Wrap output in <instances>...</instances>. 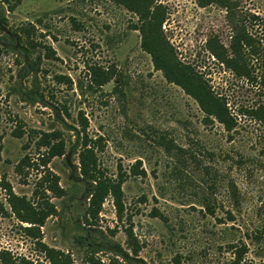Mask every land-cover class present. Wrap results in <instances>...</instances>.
<instances>
[{
  "label": "rangeland",
  "instance_id": "obj_1",
  "mask_svg": "<svg viewBox=\"0 0 264 264\" xmlns=\"http://www.w3.org/2000/svg\"><path fill=\"white\" fill-rule=\"evenodd\" d=\"M9 1L14 6L0 0L7 19L0 25V179L35 201L44 150L36 140L41 132L58 131L65 153L47 167L64 189L76 183L63 196L49 194L57 214L33 228L41 240L69 253L73 264H85L91 249L95 264H107L121 253L112 244L132 255L124 232L130 227L145 264H264V121L255 110L264 106V0H238L237 7L259 17L245 23L260 51L249 60L256 83L235 76L207 50L213 35L228 47L232 30L224 7L156 0L166 7L164 39L225 98L230 130L206 119L194 98L155 69L135 29L139 20L123 5ZM97 67L113 74L100 86L92 77ZM84 127L99 139L94 145L102 172L126 175L121 219L111 196L96 218L83 219L88 182L76 167ZM25 154L36 164L18 173L15 165ZM28 226L12 214L0 187V250L49 264Z\"/></svg>",
  "mask_w": 264,
  "mask_h": 264
},
{
  "label": "trees",
  "instance_id": "obj_2",
  "mask_svg": "<svg viewBox=\"0 0 264 264\" xmlns=\"http://www.w3.org/2000/svg\"><path fill=\"white\" fill-rule=\"evenodd\" d=\"M8 6L12 7L9 0H2ZM19 1V0H17ZM114 3L123 5L127 10L133 12L139 24L135 29L139 30L141 34V47L144 51L150 54L153 66L157 70H161L163 76L167 81L180 86L185 93L194 98L204 113L206 119L214 118L222 123L227 130L233 127V118L226 106L225 98L214 92L208 81L204 76L194 69L190 64L179 61L172 47L164 39L162 34V23L166 18V7L157 3L156 0H111ZM198 5L206 6L213 2L222 6L226 10V20L231 26L232 33L228 47H225L217 36L213 35L207 40V50L219 63H222L235 76L243 77L247 82L256 83L257 74H255L254 67L249 62L250 58L259 54L256 46V39L248 33L245 28V23H253L259 19L258 15L250 12L240 13L238 10V0H196ZM6 17L0 13V25H6ZM19 40V35L13 34ZM12 36V35H11ZM28 43L31 40L27 41ZM32 45L36 43L31 42ZM50 48V47H48ZM51 50V49H50ZM2 48L0 47V54ZM34 66V65H33ZM34 69V67H33ZM92 70V77L97 85L105 84L112 77V73L108 71H101L99 67ZM259 83L264 88V76L259 77ZM35 84V83H34ZM36 98L32 95L31 99ZM256 113L264 121V106L258 107ZM17 136H20L22 131H15ZM83 135L78 153V176L88 182L86 189L87 203L83 212V219L85 221L97 217L102 203L107 196H111L113 204L116 208V213L121 219L124 211L123 204V190L122 183L126 175L119 174L116 177L105 175L99 167L98 157L96 154L95 143L99 139H91L85 133L83 128ZM36 148H44L40 153L39 165L42 166L40 177L36 182L34 188L35 201H32L25 196L17 195L9 182L5 179H0V187L4 190L7 196V203L12 214L21 222L28 223L26 230L36 236V244L38 249L42 252L49 264H73L70 254L50 247L41 240V234L35 233L33 230L36 227L38 230L43 225L44 221L49 216L57 214L55 205L49 201V194L53 196H63L69 190L76 188V183H73L69 189H64L59 185V177L52 170L47 167L51 158L60 156L65 153L64 139L60 136L58 131L41 132L36 140ZM2 145L0 143V159H1ZM31 161V157L27 154L23 155L17 164L15 170L21 173L23 166L35 165ZM133 167V166H132ZM126 235V242L132 255L128 251L123 250L119 245L110 244L112 247L121 250L120 255L116 254L114 257H109L107 264H145L139 257L138 252L141 248L140 243L133 234L132 228L126 227L124 229ZM79 244H84V238L77 237ZM91 252L86 253L84 257L85 264H95L92 254L96 249H91ZM120 256L119 259L116 256ZM240 255L237 257V261ZM100 263V262H99ZM0 264H44L43 262L33 263L25 257H15L9 250H0ZM101 264V263H100Z\"/></svg>",
  "mask_w": 264,
  "mask_h": 264
}]
</instances>
